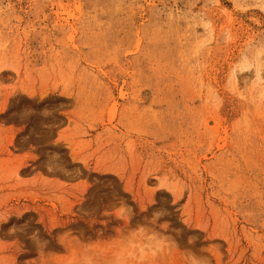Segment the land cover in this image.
Returning <instances> with one entry per match:
<instances>
[{
  "label": "rangeland",
  "instance_id": "374dc122",
  "mask_svg": "<svg viewBox=\"0 0 264 264\" xmlns=\"http://www.w3.org/2000/svg\"><path fill=\"white\" fill-rule=\"evenodd\" d=\"M0 264H264V0H0Z\"/></svg>",
  "mask_w": 264,
  "mask_h": 264
}]
</instances>
